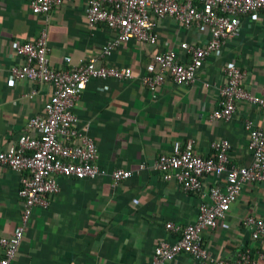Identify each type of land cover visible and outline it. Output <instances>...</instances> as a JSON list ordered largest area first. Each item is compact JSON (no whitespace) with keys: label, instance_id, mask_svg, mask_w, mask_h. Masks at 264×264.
<instances>
[{"label":"crops","instance_id":"0c3cea01","mask_svg":"<svg viewBox=\"0 0 264 264\" xmlns=\"http://www.w3.org/2000/svg\"><path fill=\"white\" fill-rule=\"evenodd\" d=\"M84 4L64 0L47 14H34L29 0H0V151L17 142L52 92L49 83L12 78L11 66L21 62L16 44L35 39L45 28L53 67L64 65L65 55L77 63L98 54L111 32L104 24L87 25ZM155 21L156 43L124 41L96 61L130 67L132 78L91 79L75 101L76 125L87 127L104 173L93 178L58 175L59 192L47 195V207L33 208L10 264H150L155 245L180 234L165 224L193 223L207 188L225 183L224 175H210L203 178L201 190L184 191L153 169L158 155L170 153L175 141L191 139L199 155L214 157L212 144L226 139L229 164L251 163L244 122L262 127L264 110L239 101L229 120L210 115L220 105L224 69L231 63L245 72L246 90L264 95V10L240 17L239 35L204 60L193 82L166 80L151 91L140 75L155 53L171 48L187 61L180 43L201 45L210 37L206 26L187 27L168 16ZM140 163L145 165L141 169ZM116 168L130 169L132 175L115 183L110 174ZM19 177L0 166V237H10L21 221ZM246 216L264 221V181L245 183L225 217L202 232V245L214 260L232 261L249 249L251 264H264V235L252 237V227L243 224ZM164 264L201 263L181 253Z\"/></svg>","mask_w":264,"mask_h":264},{"label":"built area","instance_id":"2783aa9c","mask_svg":"<svg viewBox=\"0 0 264 264\" xmlns=\"http://www.w3.org/2000/svg\"><path fill=\"white\" fill-rule=\"evenodd\" d=\"M64 0H29L34 14H47ZM84 13L89 27L104 24L111 32L99 53L71 62L63 57L64 65L53 67L49 63L50 47L47 31L40 29L33 40L17 43L16 55L21 62L10 68L14 80L27 79L35 83H49L52 92L43 104L42 112L31 116L23 134L9 148L0 151V166L20 174L18 196L22 199L21 221L10 237H0V264H10L21 241L24 226L37 205L48 206L47 195H55L60 186L58 175L93 178L104 173L97 164L98 148L87 127H78L73 108L88 81L91 79L132 78L130 67L97 65L99 57L110 54L121 42L156 43V18L172 17L180 24L206 26L210 37L204 44L180 43L187 61L177 57L174 49L155 53L145 65L140 82L151 91L169 80L176 85H186L196 78L205 59L217 53L227 39L238 36L240 17L260 9L264 0H84ZM245 72L234 63L224 69L225 83L220 88V105L210 115L212 119L229 120L236 104L245 101L264 110V95L250 93L242 85ZM32 96V93L29 94ZM249 140L247 149L251 155L249 165L229 164L230 143L226 139L212 144L216 156L199 155L191 139L184 143L175 141L170 153L158 155L153 169L164 180H174L184 191H199L204 177L224 175L223 185H210L204 193L205 200L199 205L197 218L182 227L170 222L167 229L179 230L172 242L160 240L154 247L150 264H164L181 253H187L201 264H251L249 249L241 251L235 260H214L202 245V232L212 229L224 218L231 203L247 182L264 181V125L255 127L251 120L244 122ZM139 164V169L143 168ZM132 171L114 169L110 176L115 183L127 179ZM243 224L251 226L253 238L264 235V221L246 216Z\"/></svg>","mask_w":264,"mask_h":264}]
</instances>
